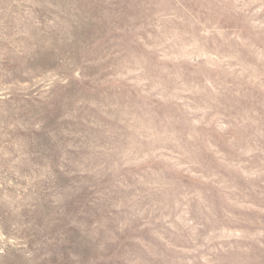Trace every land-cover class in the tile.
Here are the masks:
<instances>
[{
    "label": "rangeland",
    "instance_id": "rangeland-1",
    "mask_svg": "<svg viewBox=\"0 0 264 264\" xmlns=\"http://www.w3.org/2000/svg\"><path fill=\"white\" fill-rule=\"evenodd\" d=\"M0 264H264V0H0Z\"/></svg>",
    "mask_w": 264,
    "mask_h": 264
}]
</instances>
